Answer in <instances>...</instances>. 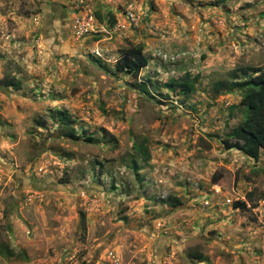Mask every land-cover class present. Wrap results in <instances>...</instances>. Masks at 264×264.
<instances>
[{
  "label": "rangeland",
  "instance_id": "obj_1",
  "mask_svg": "<svg viewBox=\"0 0 264 264\" xmlns=\"http://www.w3.org/2000/svg\"><path fill=\"white\" fill-rule=\"evenodd\" d=\"M248 68L264 0H0V264H264V153L223 145Z\"/></svg>",
  "mask_w": 264,
  "mask_h": 264
},
{
  "label": "trees",
  "instance_id": "obj_2",
  "mask_svg": "<svg viewBox=\"0 0 264 264\" xmlns=\"http://www.w3.org/2000/svg\"><path fill=\"white\" fill-rule=\"evenodd\" d=\"M147 65L148 58L144 54V48L134 46L122 53L116 62L115 70L118 74L139 77L141 71ZM245 77L244 82L233 83L230 86L231 89L237 87L244 89L240 104L243 110V120L227 135L226 139L223 140V145L227 150L236 149L245 156L258 161L262 153H264V70L248 68L245 72ZM11 85L16 89L20 88L19 84L12 83ZM166 86L170 91L177 92L179 96L183 97L190 96L196 92L195 83L190 79L189 75L173 79ZM57 115L61 116L62 119H69L67 112H59ZM138 149L148 155L146 147L138 145ZM160 202L162 204H171L174 207L181 204L179 199L173 197ZM236 208L247 210V204L237 203ZM6 250H8L7 247L0 249L2 256H5ZM196 258L202 260L203 256L199 255Z\"/></svg>",
  "mask_w": 264,
  "mask_h": 264
},
{
  "label": "built area",
  "instance_id": "obj_3",
  "mask_svg": "<svg viewBox=\"0 0 264 264\" xmlns=\"http://www.w3.org/2000/svg\"><path fill=\"white\" fill-rule=\"evenodd\" d=\"M79 4H84V0H76ZM130 17L133 19V20H135V17H134V15L133 14H130ZM93 19V18H92ZM91 19V20H92ZM80 24V28H79V30H78V32H79V34H83V32H85L83 29H82V27H83V24L82 23H79Z\"/></svg>",
  "mask_w": 264,
  "mask_h": 264
}]
</instances>
